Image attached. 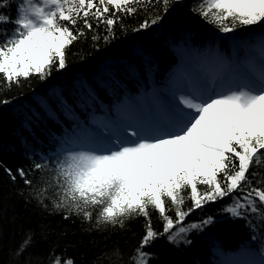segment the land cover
<instances>
[{
    "label": "snow or ice",
    "instance_id": "6c2138e0",
    "mask_svg": "<svg viewBox=\"0 0 264 264\" xmlns=\"http://www.w3.org/2000/svg\"><path fill=\"white\" fill-rule=\"evenodd\" d=\"M13 2L0 0V26L13 25L10 30L0 27V84L9 90L21 79L35 75L45 80L53 70L65 69L68 47L87 32L94 33V43L100 40L95 29L101 24L102 39L109 43L118 23L123 29L124 16L160 5L159 12L133 29L146 30L178 0H19L12 18L2 10ZM192 11L221 33L241 27L259 34L250 37L255 43L246 45L242 60L235 52L231 58L215 52L202 73L170 77L176 103L166 118L147 116L122 126L106 143L66 150L55 163L52 208L63 212V219L82 217L91 224L89 231H106L123 230L144 218V234L126 260L119 246L107 254L114 264H150L155 254L148 249L161 238L176 246L191 243L188 234L212 225L214 217L198 223H186V218L225 198L230 203L223 211L244 220L252 240L261 245L258 259L226 264H264V0H199ZM49 116L56 118L54 112ZM45 167L34 165L38 171ZM17 171L31 188L28 174ZM48 187L33 188L34 199L44 207ZM152 211L161 230L152 225ZM32 243L29 233L14 255L21 256ZM244 255L256 257L251 249ZM50 260L75 264L61 256Z\"/></svg>",
    "mask_w": 264,
    "mask_h": 264
},
{
    "label": "trees",
    "instance_id": "16d2710c",
    "mask_svg": "<svg viewBox=\"0 0 264 264\" xmlns=\"http://www.w3.org/2000/svg\"><path fill=\"white\" fill-rule=\"evenodd\" d=\"M18 2L14 0L2 11L15 18ZM198 2L178 0L167 13L161 12L163 18L157 25L146 30L133 31L159 12L160 5L124 16L123 29L118 23L109 43L102 39L105 31L101 24L95 29L100 40L94 43V33L87 32L68 47L65 69L53 70L45 80L35 75L21 79L20 85L13 84L10 90L0 84V100L10 101L0 104V264H51L50 256L71 258L75 264H114L107 255L113 248L119 246L126 260L138 246L144 234L143 217L123 230L106 231H89L91 224L84 223L82 217L63 219L64 213L52 208L55 163L64 153L61 147L82 134L85 126L90 127L92 117H111L118 103L133 99L153 85H164L177 63L174 46L187 43L194 48L218 42L221 50H227L228 43L218 35L245 37L258 31L238 27L233 33H221L192 11ZM0 27L10 30L13 25ZM50 112L55 113V119ZM36 163L46 164L45 169L36 170ZM18 169L28 174L31 188L25 185ZM6 170H11L15 180ZM45 184L49 186L48 199L44 200L47 207L37 203L33 191ZM229 202L225 198L209 203L186 218V223H198L210 215L214 217L212 225L188 234L191 243L176 246L164 238L156 240L148 249L155 254L150 264H215L213 248L224 253L242 247L245 241L260 248L244 220L223 215ZM184 207H190V201ZM151 216L153 227L161 230L158 214L152 211ZM29 233L32 245L16 257V250Z\"/></svg>",
    "mask_w": 264,
    "mask_h": 264
},
{
    "label": "rangeland",
    "instance_id": "374dc122",
    "mask_svg": "<svg viewBox=\"0 0 264 264\" xmlns=\"http://www.w3.org/2000/svg\"><path fill=\"white\" fill-rule=\"evenodd\" d=\"M258 34L259 32L256 33V35ZM251 36L250 35L246 36L244 42H241L240 45L244 47L248 44H254L255 42L251 43V41L249 40ZM218 38H221L227 42L233 40V37L227 38L219 35ZM244 49L246 50V48ZM174 50L184 58V61L180 65H177V67H175V71H173L172 74L169 76L168 81L164 84L163 88H161L160 90L154 89L155 91L152 89L149 94L146 92H142L141 94L137 95V97H135L134 100L124 101L117 108L116 115L112 122L110 121L107 122V119H104V121L100 118L96 120L91 119V125H93V129H92L93 131L91 132L89 131L87 134H77L78 138L81 135H83V137L85 135L87 136V140L83 141L84 142L83 144L89 145V144L106 143L110 136L119 133V130L121 129L122 126H125L127 124L139 123L147 116H152L160 119H164L167 117L169 107L176 103V100L173 99L172 93L169 90L170 77L176 76L178 78L183 79L186 74L202 73L205 70L204 66L211 63L209 59L206 60L204 57H202L205 54L202 55L200 51H196L195 49L192 50L190 49L187 55L185 51L181 50L180 45L174 47ZM239 58L241 59V57ZM185 66H187V71L184 69ZM188 67L190 68V70L188 69ZM197 68L199 69L200 72L197 70ZM161 91L164 92V94L167 96L166 99L159 98L160 97L159 94ZM178 95L179 94H177V97ZM131 109H134V111H132ZM76 148L77 147H73L71 149L74 150ZM61 150L66 151L68 149L65 146H62ZM223 215L230 216L225 212L223 213ZM248 249H251V251L255 252L256 257H249L244 255L245 251ZM259 253H260V248L257 249L251 246L249 241H245L243 243L242 249H236L232 252H229L227 258L224 259H226L227 262L228 261L237 262L252 258L258 259ZM213 254L222 257L217 250H213ZM221 264H226V263L223 261V263Z\"/></svg>",
    "mask_w": 264,
    "mask_h": 264
}]
</instances>
